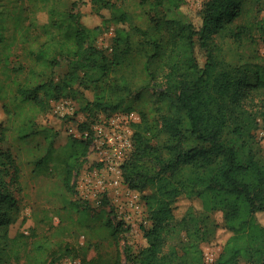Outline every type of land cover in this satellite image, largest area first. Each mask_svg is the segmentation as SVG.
<instances>
[{
  "label": "trees",
  "instance_id": "obj_1",
  "mask_svg": "<svg viewBox=\"0 0 264 264\" xmlns=\"http://www.w3.org/2000/svg\"><path fill=\"white\" fill-rule=\"evenodd\" d=\"M86 1L73 0L72 3ZM89 1L95 6L99 18L93 25L80 24L77 14L69 10H57L56 0H7L6 3L0 0V72L4 75L0 80V99L13 102L15 107L30 104L40 110L52 100L68 97L77 100L80 109L90 114L117 111L130 114L134 111L128 101L132 93L136 92L138 97L140 90L150 88L159 71L167 68L163 74L165 85L158 91L157 98L162 102L167 98L171 110L160 115L158 132L167 133L175 141L164 145L167 148V155H164L161 148L150 143L155 134L145 115L141 114L140 122L134 124L132 157L122 165L124 182L137 190L159 179L163 173L168 172V176L163 175L165 179L176 173L184 175L185 171L190 176H178L179 180L173 181L180 182L181 187L168 189L159 186L155 193L146 196L151 225L143 229V242L131 257V264H173L174 251L162 252V231L172 218L169 200L186 183L192 189L196 186L195 192L202 196L205 209L222 205L226 210L224 227L229 237L218 264H236L241 257L253 264H264V226L255 218L256 212L264 211V165L250 155L245 162L240 161L236 148L223 139L227 133L241 138L248 131L249 123H253L243 100L253 90L260 89L264 93V66L225 63L211 45L216 33L239 40L242 33L250 32L244 27L246 24H237L235 20L243 17L247 7L261 0H206L195 29L179 19L164 18L155 20L154 32L137 25L132 14L113 0ZM151 1L155 5L167 4L176 8L185 2ZM41 10L47 13L45 22H39L34 15ZM255 22L264 41V19ZM110 25L114 27V35L109 52L95 42ZM163 30L167 31L166 36ZM177 36L181 39V47L177 44ZM194 36L205 50L203 66H199L191 54ZM16 45L26 47L34 60L21 83L17 81L16 73H20L23 66L10 67V56ZM134 51L142 52L144 58L140 77L135 83L122 71ZM60 56L67 60L66 72L57 79L51 76L47 80L39 79L53 74ZM13 72L16 75L9 79ZM5 110L10 114L6 104ZM24 122L21 138L36 133L31 122ZM86 127V124L79 125L82 130ZM182 128L203 144L183 145L178 137ZM3 132L4 129H0V140ZM42 133L48 147L46 154L36 162L39 168L46 166L56 149L52 129L44 127ZM86 150V145L69 135L66 154L53 157L59 158V176L68 192L73 189L72 171L81 166L79 159L85 156ZM148 158L159 168L155 177L149 169L140 166V162ZM11 168L14 173L7 182L5 176ZM17 172L10 151L0 147V264L18 258V240L25 236L17 232L10 236L7 230L13 219L11 212L16 209L7 184L18 182ZM196 178L199 179L197 184ZM209 193L212 197L207 199L205 196L208 197ZM218 195L221 197L216 199ZM208 204L212 205L209 207ZM114 234L115 229L111 232ZM54 262L51 259L48 264ZM111 264H120L118 257Z\"/></svg>",
  "mask_w": 264,
  "mask_h": 264
},
{
  "label": "rangeland",
  "instance_id": "obj_2",
  "mask_svg": "<svg viewBox=\"0 0 264 264\" xmlns=\"http://www.w3.org/2000/svg\"><path fill=\"white\" fill-rule=\"evenodd\" d=\"M72 1L56 0L55 7L59 11L69 10L76 13L80 24L93 25L99 21L95 6L89 0L75 4ZM113 1L131 13L137 25L150 28L153 32L155 20L164 18L179 19L195 29L206 2L184 0L176 8L167 4L155 5L151 0ZM2 2L6 3L7 0ZM34 15L39 22L47 20L44 10L36 11ZM260 19H264V0L247 7L243 17L235 20L237 24H246L244 27L250 30L242 33L241 39L234 40L232 36L223 33L214 34L211 45L218 57L231 65L248 63L264 66V41L255 25V21ZM163 33L167 35V31L163 30ZM113 35L114 27L110 25L97 37L96 45L110 52ZM176 41L181 47L178 36ZM191 43V54L197 64L203 66L205 50L199 45L196 36ZM127 61L122 71L135 83L140 77V68L144 61L142 52L134 51ZM20 65L23 66L22 71L11 73L9 78L12 79L17 74L19 83L26 78L34 60L27 53L26 47L16 45L10 56V67ZM66 70L67 60L60 56L58 65L53 68V74L48 77L41 76L39 79L47 80L49 76L57 79ZM167 70L165 67L160 70L157 78L151 82V87L140 90L138 97L136 92L132 93L128 101L134 111L130 114L122 111L90 114L80 109L77 100L68 97L52 100L40 110L30 104L15 107L13 102L0 99V129H4L0 147L10 151L14 167L18 170V182L7 184L16 205V209L11 212L13 219L7 225V230L10 236L16 232L25 235L18 240V258L6 264H48L51 259L55 260L54 264H111L116 257L120 264H131V257L137 253L143 242V229L151 225L146 196L155 193L159 186L168 189L181 187L180 182L173 181L179 180L180 176H190L185 171L184 175L176 173L165 179L168 172L163 173L159 179L156 178L148 186L137 190L129 188L124 182L122 165L132 157L135 148L134 124L140 122L141 114L145 115L152 127V133L155 134L150 143L161 148L164 155H167L164 145L175 141L167 133L158 132L161 125L160 115L171 110L167 98L163 102L157 98L158 91L165 85L163 74ZM3 77L0 72V80ZM13 87L15 89V85ZM5 104L10 109V114L6 112ZM243 105L251 113L253 123H249L248 131L241 138L227 133L223 139L226 144L236 148L240 161L245 162L250 155L264 165L263 90L250 92L244 98ZM27 120L32 123L31 127L36 133L21 138V128ZM83 124L87 127L82 130L79 125ZM44 127H50L52 133L54 132L56 149L46 166L39 168L36 167V162L46 154L48 147L42 133ZM146 134L149 136V132ZM69 135L87 146L85 156L79 159L82 161L81 166L72 171L71 192L66 191L62 185L59 158H53L66 154ZM178 137L185 146L203 144L189 135L184 128ZM140 166L149 169L153 177L159 170L149 158L142 160ZM13 171L14 168H11L5 176L7 182ZM198 180L196 178V184ZM195 187L192 189L186 183L169 200L172 218L162 231V252L168 254L171 250L174 251L173 264H205L207 254L214 256V264H218V258L229 237V232L224 227L226 210L222 205L205 209L204 200L195 192ZM209 196L212 197L210 193L205 197L208 199ZM220 197L218 195L216 199ZM208 205L210 207L212 204ZM255 218L264 226V211L256 212ZM113 229L115 234L111 235ZM236 264L253 263L241 257Z\"/></svg>",
  "mask_w": 264,
  "mask_h": 264
},
{
  "label": "built area",
  "instance_id": "obj_3",
  "mask_svg": "<svg viewBox=\"0 0 264 264\" xmlns=\"http://www.w3.org/2000/svg\"><path fill=\"white\" fill-rule=\"evenodd\" d=\"M206 258H207V261L205 264H214V256L207 254Z\"/></svg>",
  "mask_w": 264,
  "mask_h": 264
}]
</instances>
